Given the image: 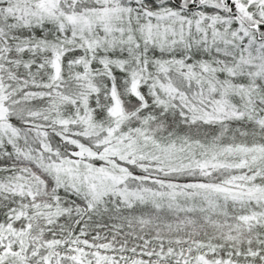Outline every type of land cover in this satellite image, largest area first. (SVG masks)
Returning a JSON list of instances; mask_svg holds the SVG:
<instances>
[{"label":"snow or ice","instance_id":"6c2138e0","mask_svg":"<svg viewBox=\"0 0 264 264\" xmlns=\"http://www.w3.org/2000/svg\"><path fill=\"white\" fill-rule=\"evenodd\" d=\"M0 264H264V0H0Z\"/></svg>","mask_w":264,"mask_h":264}]
</instances>
